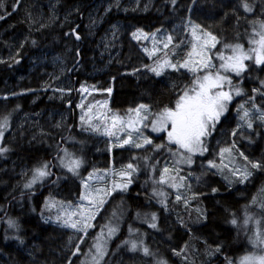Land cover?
<instances>
[{"label":"trees","instance_id":"16d2710c","mask_svg":"<svg viewBox=\"0 0 264 264\" xmlns=\"http://www.w3.org/2000/svg\"><path fill=\"white\" fill-rule=\"evenodd\" d=\"M40 1L0 0V34L9 28L16 33L27 31L16 54L6 58L2 54L8 51L5 39L9 33L0 36V149H3L0 151V264L79 261L71 256L77 244L74 241L69 246L71 232L60 223L46 221L47 217L53 219L57 205L76 201L83 190L82 169L75 172L57 166L65 147L80 159L83 169L85 166L88 169L96 159L100 167L107 168L123 160L133 163L137 170L126 191L110 195L85 240L91 244V240L113 231L108 253L100 264L237 263L253 248L256 225L249 210L259 207L260 212L254 210V216L264 221V123L255 121L251 127L243 128L240 110L234 107L237 100L248 97L264 109L261 84L264 62L257 64L250 60L243 75L235 77L243 94L230 105L215 132L206 139L207 152L198 158L202 163L213 160L221 148L234 147L243 153L246 161L260 167H252L251 177L244 183L232 180L227 183L217 172L205 169L194 188L196 198L190 202L173 198L174 179L162 172L163 162L171 157L172 149L165 135L154 136V142L143 148H115L112 153L98 154L96 140L82 129L77 119L76 91L68 108L59 97L50 98L48 84L56 69L52 55L60 54L71 65L70 71L80 66L67 88L83 85L101 90L90 93L88 102L105 98L108 92L104 89L112 85L109 105L120 112L140 104L153 111L172 107L195 78L182 69H167L160 75L138 70V45L132 40L131 32L138 28L149 32L171 31L174 26L184 31L182 24L192 19L213 34L220 46L240 44L249 48L264 35L262 31L254 32L264 24V0H140L139 7L132 0L128 11L111 15L106 23L119 21L123 44L115 62L97 75L90 71L98 48L85 29V15L93 0H58L62 10L70 11L79 5L77 10L81 7V13L68 16L70 20H49L30 30L27 15L34 5L40 6ZM101 32L99 29L98 34ZM188 52L183 50L178 57L182 59ZM43 57L44 62L32 61ZM54 110H71L66 124L53 126L44 116L37 128L28 120L18 121L19 115ZM119 153L123 154L122 158ZM36 168H46L49 178L27 186L29 176L24 171L28 169L31 173ZM157 185L164 192L155 188ZM257 231L264 238V224Z\"/></svg>","mask_w":264,"mask_h":264},{"label":"rangeland","instance_id":"374dc122","mask_svg":"<svg viewBox=\"0 0 264 264\" xmlns=\"http://www.w3.org/2000/svg\"><path fill=\"white\" fill-rule=\"evenodd\" d=\"M37 1L39 0H33V2ZM44 1L46 3H43ZM133 1L136 2L137 7L140 6V0ZM131 2L132 0H93L91 7L88 9L87 16L85 15V20L87 22L86 28H88L87 34L91 35V40L94 41L98 48V54L94 55L95 63L91 66V74L97 75L105 71L107 67L115 61V56L119 54L123 44L122 37L119 36V21L116 20L110 25H105V23H108V20L112 17L111 15L128 11L130 9L128 8V3ZM77 7L78 6L72 8L71 11H64L59 7L58 0H41L40 6L34 5V8H32L27 15V27L31 30L37 26H42V24L49 20H58L62 18L70 20L68 16L72 15L74 12L81 11V7L79 10H77ZM106 18H108V20ZM182 25L184 31L176 26H174L171 31L156 30L153 32L138 28L131 32V38L134 43L138 45V56L136 57V61L139 63L138 70H145V72L160 75L167 69H182L189 72L195 78L193 84L183 91L182 96H184L185 92L192 95L193 89L198 90V85L196 83L197 79L202 78L208 71L212 72L213 75L219 71L220 75L227 77V81L223 83L222 88L212 89L211 91L212 93L216 91H225L228 92L232 98L225 102V109L219 119L208 122L207 135L201 137L200 150L198 151L190 152L182 148L175 141L169 140L168 132L171 131L170 122L164 125L159 123L161 114L166 109L175 110L182 96L175 105L160 111H153L147 105H144L145 107L141 109L140 106L142 104H140L125 112H120L110 108L109 102L113 87L112 85H108V87L104 89V92H108L105 98L88 102L90 98L88 95L98 90L97 87L81 85L77 88H67L68 84H72V77L78 72L80 66L78 65L70 71L71 65L67 62L66 58L60 54L52 55V61L56 69L55 72L50 75L48 89L49 92H51L49 95L51 99L59 97L60 100L66 102L68 108H71L70 97L73 95V92L76 91L77 102L75 105L79 108L77 119L80 120L79 124L82 129L86 130V132L96 140L95 151L98 152V154L107 151L112 153L115 148H143L154 142V136L161 134L165 135V140L172 146V149H170L171 157L163 162L162 172L169 174L174 179V185L172 186L174 192L173 198L187 199V201L190 202L196 198L194 195L196 193L194 188L201 180V176L205 172V169L212 170L215 173L217 172L227 183H231L232 181L244 183L251 177L253 164L246 161L243 153H240L234 147L221 148L213 160L211 159L202 163L198 158L207 152L205 144L206 139L210 138L215 132L219 122L229 111L230 105L236 101L238 96L243 94V88L240 82L236 83L235 77L243 75L244 71L248 68L247 62H250L252 59L256 61V51L254 50L261 51V49H259V45L256 41L248 48L240 44L220 46L219 41L216 39L215 47L207 50L208 55L212 58L211 63L214 67L207 70L192 72L188 68L180 67V65L188 59V54L181 59L178 57L179 53L186 49L191 52L193 50V45H196V50L200 51V45L205 39H208L205 33L210 32L192 19L185 20ZM179 26L181 27V25ZM99 29L102 30L100 34H98ZM110 29L111 31H109ZM260 31L264 33V24L254 29L255 33H259ZM6 32L9 33L8 38L5 39L8 51L2 54V58H6L8 55L14 56L17 46L23 42L27 35V31L16 33L9 28L6 31L4 30L0 36H3ZM183 32H186V34H183ZM194 32L195 35L193 34ZM211 36L214 35L211 34ZM196 37H200V39L197 40ZM177 38H179V40ZM236 45H240L242 51L251 57L244 61L246 65L245 70L239 75L236 72L230 70L226 71L220 68V65L224 63V61L220 59V56L228 57L233 55L232 49ZM185 46L186 49L184 48ZM196 59H199V57H196ZM41 60L44 62L46 59L44 57L43 59H32L35 64L40 63ZM168 64L176 65V67H169ZM153 69H156V71H153ZM228 81H230V83ZM261 84L264 86V77L261 80ZM239 100L240 101L237 100L234 109L236 111L240 110V122L243 124V128H248L249 123L253 124L255 121L264 123V109L262 106L255 104L253 100L248 97L244 99L240 98ZM137 109H140V111L137 112ZM70 115L71 110H54L50 113L34 112L26 115H19L18 121L22 122L29 120V122L37 128L41 125V118L44 116L47 122L53 121V126H62L66 124ZM155 128H159L160 130H155ZM126 140L129 142L125 143ZM145 141H150V143H146ZM137 145L140 146L137 147ZM65 148L66 150L63 152V155L60 156L57 161V166L75 172H80L82 169L80 174L84 175L83 190L76 201L57 205L52 212L53 219H48L47 217L46 221L60 223L71 232L72 238L69 246H71L74 241H77L76 246L71 251V256H74V259L77 257L79 259L75 264H100L108 253L110 244L109 238L112 237L113 231L109 230L98 240H91L89 238L92 242L91 244L85 243V240L91 232L96 215L103 208V205L110 195L116 191H126L137 170L133 163L123 162V160L118 164L112 163L107 168L100 167L96 159L91 162L88 169L86 166L83 169L80 159L76 158L67 147ZM225 149L229 151H225ZM118 155L120 158L123 157L122 153ZM74 161L79 162L78 167L73 165ZM129 165L132 167L129 168ZM165 169H168V172H165ZM37 170H44L48 173L46 168H36L35 171L31 173L28 169H25L24 172L29 176L27 186H32L37 182H42L49 178V173L43 177H39ZM245 176L247 177L246 179L244 178ZM155 188H158L160 192H164L163 187L159 188L157 185ZM254 210L260 212L259 207ZM254 210H249L256 225L253 235V248L247 251L240 260L234 264H248V262H245V257L264 256V238L260 236L257 231V229L264 224V221L254 216ZM73 224H75L76 227H72ZM134 245L135 244L131 245V249H134ZM81 256L83 257L81 258Z\"/></svg>","mask_w":264,"mask_h":264},{"label":"snow or ice","instance_id":"6c2138e0","mask_svg":"<svg viewBox=\"0 0 264 264\" xmlns=\"http://www.w3.org/2000/svg\"><path fill=\"white\" fill-rule=\"evenodd\" d=\"M245 8H247L246 4ZM193 34L195 35V32ZM205 36L208 39H205L200 45V51H197L196 45H193V50L188 53V59H186L180 67L188 68L192 72L207 70L214 67L211 63L212 58L208 55L207 50L215 47L216 38L211 36L210 33H205ZM196 38L197 40L200 39V37ZM256 43L260 45L261 50H264V35H262L260 40L256 41ZM232 51L233 55L231 56H220V59L224 61V63L220 65V68L226 71L230 70L236 72L239 75L245 70L246 65L244 61L251 57L242 51L240 45L233 47ZM254 51H256V63L259 64L264 62V51ZM196 57H199V59H196ZM168 66L176 67V65L172 64H168ZM153 71H156V69H153ZM226 81L227 77L220 75L219 71L214 75L212 72L208 71L202 78L197 79L196 83L198 85V90L193 89L192 95L185 92L184 96H182L177 103L175 110L166 109L161 114L159 123L164 125L170 122L171 124V131L168 132L169 140L175 141L182 148L190 152L200 150L201 137L207 135L208 122L218 120L225 109V102L232 98L228 92L216 91L212 93L211 91L212 89L222 88L223 83ZM228 82L230 83V81ZM144 107V105L140 106L141 109ZM136 111L139 112L140 109ZM249 127H251V123H249ZM155 130L160 129L155 128ZM128 142L127 140L125 141V143ZM145 142L150 143V141ZM139 146L140 145H137V147ZM0 151H3V149H0ZM225 151L229 150L225 149ZM73 165L78 167L79 162L74 161ZM128 167L131 168L132 166L129 165ZM253 167H260V165L253 164ZM37 172L39 177L48 174L44 170H37ZM165 172H168V169H165ZM244 178L246 179L247 177L245 176ZM232 223L235 224L236 221L233 220ZM72 227H76V225L73 224ZM153 227H155V225H153ZM133 247H135V245ZM144 251L147 253L148 250L145 249ZM245 262H248V264H257V262L258 264H264V256L245 257Z\"/></svg>","mask_w":264,"mask_h":264},{"label":"bare ground","instance_id":"6f19581e","mask_svg":"<svg viewBox=\"0 0 264 264\" xmlns=\"http://www.w3.org/2000/svg\"><path fill=\"white\" fill-rule=\"evenodd\" d=\"M123 1H124V0H123ZM56 2H57V1H56ZM78 6H79V5H78ZM52 7H53V6H52ZM119 7H120V6H119ZM53 8H54V7H53ZM77 8H78V7H77ZM111 8H112V7H111ZM111 8H110V9H111ZM84 9H85V6H84ZM84 9H83V10H84ZM100 9H101V8H100ZM56 10H57V9H56ZM86 10H87V9H86ZM90 10H92V9H90ZM114 10L117 11L116 9H114ZM70 11H71V10H70ZM92 11H93V10H92ZM84 12H85V10H84ZM100 12H101V10H100ZM66 13H67V12H66ZM79 13H81V11H78V14H79ZM85 13H86V12H85ZM92 13H93V12H92ZM106 13H107V12H106ZM74 14H75V12L73 13L72 16H74ZM76 14H77V13H76ZM76 14H75V15H76ZM89 14H90V13H89ZM110 14H111V13H110ZM119 14H120V13H119ZM60 15H61V14H60ZM80 16H81V15H80ZM91 16H92V15H91ZM126 16H127V15H126ZM57 17H58V16H57ZM96 17H97V16H96ZM116 17H118V16H116ZM124 17H125V16H124ZM60 18H62V17H60ZM90 18H91V17H90ZM125 18H126V17H125ZM85 19H86V18H85ZM92 19H93V18H92ZM92 19H91V20H92ZM106 19L108 20V18H106ZM122 19H123V18H122ZM102 20H103V19H102ZM102 20H101V21H102ZM73 21H74V20H73ZM84 21H85V20H84ZM101 21H100V22H101ZM66 22H67V21H66ZM68 22H69V20H68ZM74 22H76V21H74ZM77 22H78V21H77ZM79 22H80V21H79ZM105 22H106V21H105ZM102 23H103V22H102ZM69 24H70V23H69ZM71 24H72V23H71ZM82 24H83V23H82ZM82 24H81V25H82ZM94 24H95V23H94ZM72 25H73V24H72ZM74 25H75V24H74ZM78 25H80V23H79ZM99 25H100V24H99ZM105 25H106V23H105ZM70 27H71V26H70ZM84 28H85V27H84ZM84 28H83V29H84ZM94 28H95V27H94ZM96 28H97V26H96ZM96 28H95V29H96ZM103 28H104V27H103ZM73 29H74V28H73ZM85 29H88V28H85ZM114 29H115V28H114ZM92 30H93V29H92ZM119 30H120V29H119ZM126 30H127V29H126ZM126 30H125V31H126ZM103 31H104V30H103ZM109 31H111V29H110ZM128 31H129V30H128ZM107 32H108V31H107ZM101 33H102V32H101ZM117 33H118V32H117ZM122 34H123V33H122ZM128 35H129V34H128ZM86 36H87V34H86ZM100 36H101V35H100ZM125 37H128V36H126V34H125ZM92 38H93V37H92ZM90 39H91V38H90ZM94 39H95V38H94ZM126 40H127V39H126ZM78 41H79V40H78ZM117 41H119V40H117ZM129 41H130V40H129ZM130 42H131V41H130ZM122 43H123V42H122ZM128 43H129V42H128ZM99 45H100V44H99ZM126 47H127V44H126ZM114 50H115V49H114ZM122 50H124V49H122ZM124 52H125V51H124ZM126 55H127V54H126ZM118 56H119V55H118ZM128 56H130V55L128 54ZM115 58H116V56H115ZM121 58H122V57H121ZM116 59H117V58H116ZM116 59H115V60H116ZM114 62H115V61H114ZM114 62H113V63H114ZM117 66H118V65H117ZM142 66H143V65H142ZM126 67H127V66H126ZM114 68H115V67H114ZM120 68H121V67H120ZM142 68H143V67H142ZM129 70H130V68H129ZM120 74H121V72H120ZM42 91H43V90H42ZM17 95H19V94H17ZM238 101H240V100H238ZM255 101H256V100H255ZM248 102H249V101H248ZM245 104H247V103H245ZM250 105H251V104H250ZM252 105H253V104H252ZM45 115H46V114H45ZM53 115H54V114H53ZM254 115H255V114H254ZM48 118H49V117H48ZM56 118H57V117H56ZM56 118H55V119H56ZM44 119H45V118H44ZM28 121H29V120H28ZM46 121H47V119H46ZM52 122H53V121H52ZM42 127H43V126H42ZM61 128H62V127H61ZM55 129H56V128H55ZM58 129H60V128H58ZM64 129H65V128H64ZM75 149H76V148H75ZM58 152H59V151H58ZM60 152H61V151H60ZM56 154H57V153H56Z\"/></svg>","mask_w":264,"mask_h":264},{"label":"water","instance_id":"95a60500","mask_svg":"<svg viewBox=\"0 0 264 264\" xmlns=\"http://www.w3.org/2000/svg\"><path fill=\"white\" fill-rule=\"evenodd\" d=\"M77 37H78L77 39L79 40L80 39V36H77Z\"/></svg>","mask_w":264,"mask_h":264}]
</instances>
